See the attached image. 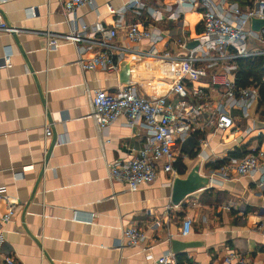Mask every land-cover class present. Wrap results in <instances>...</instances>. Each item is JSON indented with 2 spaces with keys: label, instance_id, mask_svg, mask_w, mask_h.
I'll list each match as a JSON object with an SVG mask.
<instances>
[{
  "label": "crops",
  "instance_id": "obj_1",
  "mask_svg": "<svg viewBox=\"0 0 264 264\" xmlns=\"http://www.w3.org/2000/svg\"><path fill=\"white\" fill-rule=\"evenodd\" d=\"M1 1L4 20L19 32L17 39L0 33V59L5 53L12 55V66L0 67V216L9 203L16 211L0 235V264L8 255L18 264H150L166 253L173 254L177 264L179 257L181 264H226L230 252L247 257L251 264H264V236L256 229L264 221V160L254 177L231 174L224 179L219 174L231 157L264 150L261 92L248 116L240 107L231 111L233 128L219 131L201 122L202 127H195L174 148L175 172H165L161 162L158 180L134 192L111 181L108 167L136 156L147 129H132L120 118L99 132L90 117V93L95 89L117 93L132 85L143 96L168 97L176 104L173 90L180 80L189 91L197 87L209 92L212 97L206 106L216 105L225 87L213 85L212 75H222L221 66L193 80L179 68L171 70L124 51H149L154 46L158 52L184 57L203 31L202 2L142 0L145 9L123 17L109 14L106 5L119 10L129 0H95L94 7L79 9L78 26L92 30L102 24L117 31L109 43L117 47L113 52L118 70L108 73L83 71L79 65L99 50L98 44L86 49V43H68L48 50L42 32L60 36L72 30L63 13L66 0ZM246 1L229 0V4L244 7ZM181 7L183 18L170 19ZM137 22L153 27L156 42L138 44L127 38L128 27ZM237 79L236 75L230 80L237 85ZM189 102L204 103L195 98ZM202 119L206 121V112ZM47 125L52 129L48 139ZM54 137L56 144L47 158ZM194 169L209 179L208 186L174 205V182ZM185 220L192 221L186 238L180 235ZM130 227L145 233L142 247L121 246L123 231Z\"/></svg>",
  "mask_w": 264,
  "mask_h": 264
},
{
  "label": "built area",
  "instance_id": "obj_2",
  "mask_svg": "<svg viewBox=\"0 0 264 264\" xmlns=\"http://www.w3.org/2000/svg\"><path fill=\"white\" fill-rule=\"evenodd\" d=\"M6 0L1 1L4 3ZM203 5L202 22L203 31L197 39V45L184 57L174 56L169 51L158 52L154 46L149 51L126 49L139 58H147L153 62L170 66L171 70L180 69L184 77L193 80L208 76L217 66L223 69L222 75L213 74L212 83L225 87L219 101L212 108L205 104L211 101V94L202 88L194 87L189 91L180 80L174 87L173 93L178 97L174 104L168 97L149 98L138 93L132 86H126L117 93L103 89H95L90 93L91 114L99 132L115 124L120 118H125L128 127L136 129L146 128L148 131L146 141L136 156L128 161H115L109 164V179L124 184L128 191L134 192L142 185H153L158 180V167L164 162V171L175 172L177 157L174 148L179 142H185L193 129L202 127L214 128L219 131L229 130L234 127L231 111L241 108L245 116L249 115L252 104L260 99L257 86L239 88L229 75L236 77L238 60L264 58V25L258 30L253 28L254 21H264V0H248L244 7L238 4H229V0H200ZM180 4H182L179 1ZM94 7L95 0H66L63 13L72 25V30L67 35H55L50 31L41 34L47 38L48 50H56L61 45L72 43L75 45L86 43V49H94V44L100 46L99 50L87 60L79 61L83 71L105 70L115 73L118 63L114 57L117 47L109 42L116 37V29H110L102 24L96 25L92 30L88 26H78L76 12L83 7ZM109 14L123 17L129 11L140 12L145 9L142 0H129L123 8L115 9L111 4L106 5ZM184 9L181 7L170 19H182ZM156 19H164L156 15ZM185 27V23L182 25ZM117 27L119 28L118 24ZM150 25L134 23L126 31L127 38L133 43L145 40L156 42L157 36ZM19 30L6 23L0 12V33L12 34ZM100 36L102 41L95 42V37ZM186 48V43H182ZM122 54L119 55L122 58ZM12 55L5 53L0 59V67H11ZM189 98L199 99L204 102L199 106L189 102ZM206 112L207 119L203 121L202 115ZM46 139L52 136L51 125L45 127ZM47 151V148H46ZM264 150L250 152L237 158L231 157L220 170V176L229 179L231 174L236 177H254L261 171ZM15 205L8 204L6 213L0 216V235L5 227L15 217ZM74 213V220H77ZM192 221L185 220L182 224L180 235L184 238L191 233ZM257 231L264 236V221L258 223ZM121 246L130 248L142 247L146 241L145 233L135 227L123 231ZM147 248L146 250H150ZM226 264H251L247 257L230 252L225 257ZM4 264H18L13 255L5 257ZM150 264H177L176 258L171 253H166Z\"/></svg>",
  "mask_w": 264,
  "mask_h": 264
},
{
  "label": "water",
  "instance_id": "obj_3",
  "mask_svg": "<svg viewBox=\"0 0 264 264\" xmlns=\"http://www.w3.org/2000/svg\"><path fill=\"white\" fill-rule=\"evenodd\" d=\"M264 25V21H254L253 22V28L255 30H258L260 26ZM12 36L17 39V34L12 33ZM197 45V42H194L190 45V47H194ZM51 120V119H50ZM56 144V138L54 137L50 151L47 155V158H49V154ZM43 176V172L40 177ZM209 184V179L206 177H202L198 171V169H194L185 179L183 178H177L176 181L173 184V193H172V203L174 205H180L183 200H185L189 195L197 192L198 190H201L204 187H207ZM177 245V242H175ZM174 243V244H175Z\"/></svg>",
  "mask_w": 264,
  "mask_h": 264
},
{
  "label": "trees",
  "instance_id": "obj_4",
  "mask_svg": "<svg viewBox=\"0 0 264 264\" xmlns=\"http://www.w3.org/2000/svg\"><path fill=\"white\" fill-rule=\"evenodd\" d=\"M237 86L239 88L257 86L264 98V58L240 59L237 62ZM182 258H178V264Z\"/></svg>",
  "mask_w": 264,
  "mask_h": 264
},
{
  "label": "rangeland",
  "instance_id": "obj_5",
  "mask_svg": "<svg viewBox=\"0 0 264 264\" xmlns=\"http://www.w3.org/2000/svg\"><path fill=\"white\" fill-rule=\"evenodd\" d=\"M230 79L233 80V76L232 75H230Z\"/></svg>",
  "mask_w": 264,
  "mask_h": 264
}]
</instances>
